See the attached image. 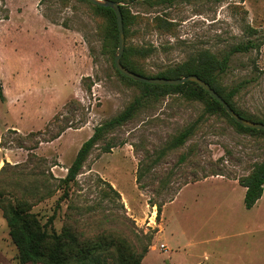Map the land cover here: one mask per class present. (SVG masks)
<instances>
[{"label":"rangeland","instance_id":"obj_1","mask_svg":"<svg viewBox=\"0 0 264 264\" xmlns=\"http://www.w3.org/2000/svg\"><path fill=\"white\" fill-rule=\"evenodd\" d=\"M130 7L140 25L129 46L150 50L140 61L147 75L198 51L255 44L232 57L221 82L239 88V106L264 114V0ZM104 38V19L87 2L0 0V190L26 197L58 233L75 218L87 236L108 233L148 249L143 264H264V197L247 210L231 181L264 162V136L206 114L202 102L123 79L118 48L112 55ZM137 101L133 119L96 145L65 195L60 181L95 127ZM192 125L187 143L167 150ZM17 256L0 210V264H20Z\"/></svg>","mask_w":264,"mask_h":264},{"label":"trees","instance_id":"obj_2","mask_svg":"<svg viewBox=\"0 0 264 264\" xmlns=\"http://www.w3.org/2000/svg\"><path fill=\"white\" fill-rule=\"evenodd\" d=\"M90 4L97 16L104 19V42L112 55L116 52L119 42V32L115 12L111 8L94 5L87 0H81ZM119 2L123 14L126 47L122 58V64L132 72L147 78L178 79L189 75H196L208 84L231 106L241 117L264 124V114H256L239 106L237 97L239 88H226L221 82V76L227 72L232 57L237 53H247L255 47V44H239L229 52L218 55L210 51H198L190 59L175 67L167 68L156 75H147L140 69L141 60L147 58L150 50L145 47L129 46V40L135 32L133 27L140 25L139 16L132 12L130 4H144L148 6L174 5L177 2H190L195 0H112ZM161 21V20H160ZM133 31V32H132ZM117 73L125 80L143 86L154 91L157 96L180 94L192 101H199L205 105V113L208 115L220 114L225 116L237 130L251 135L264 136V131L245 128L238 124L226 112L225 108L216 101L206 90L194 82H187L179 86H160L135 82ZM3 85L0 82V100L5 101ZM139 106V101L130 105L123 112L109 121L95 127L94 134L85 141L79 149L75 160L68 168L67 176L61 179L64 194L68 195L71 184L77 182L78 176L84 168L86 161L96 145L110 132L124 126L133 119ZM12 131V130H11ZM14 132V131H12ZM194 134V126H190L174 137L167 146V150L177 149L187 143ZM60 136H54L57 139ZM4 140H2L3 144ZM4 146V145H3ZM5 148V147H3ZM110 147L107 151H110ZM9 165L5 162V167ZM216 175V174H212ZM141 175L138 174V182ZM246 188L245 206L253 208L264 194V162L255 166L252 172L245 177L237 179ZM107 183V182H106ZM186 183L185 185H187ZM107 186L113 191L116 198L121 196L111 184ZM42 200L43 198H39ZM33 204L26 197H18L9 190H0V210L9 227V235L18 250V262L20 264H143L142 261L148 253V249L139 253L128 245L125 240L108 233H101L90 237L80 232L77 228L79 221L72 218V222L66 225L60 233L49 229L53 223L50 218L43 224L38 215L33 212ZM158 213L161 214L162 206L159 205ZM76 209V208H73Z\"/></svg>","mask_w":264,"mask_h":264},{"label":"water","instance_id":"obj_3","mask_svg":"<svg viewBox=\"0 0 264 264\" xmlns=\"http://www.w3.org/2000/svg\"><path fill=\"white\" fill-rule=\"evenodd\" d=\"M87 1L100 7L111 8L115 12L117 18L118 32H119V42H118L117 54L114 59V65L117 71H119L123 76L143 84L160 85V86H166V85L179 86L187 82H194L199 86H201L204 90H206L216 101H218L225 108L226 112L230 115V117L234 119L238 124L242 125L245 128L264 131L263 123L253 122L238 115L231 108V106L211 87L210 84H208L207 82H205L196 75H189L178 79L147 78L127 69L122 64V58L125 53V47H126L125 28H124L123 14L121 11L122 4L112 0H87Z\"/></svg>","mask_w":264,"mask_h":264},{"label":"crops","instance_id":"obj_4","mask_svg":"<svg viewBox=\"0 0 264 264\" xmlns=\"http://www.w3.org/2000/svg\"><path fill=\"white\" fill-rule=\"evenodd\" d=\"M231 181H233V184H239V185H241L240 183H239V181L237 180V179H235V180H231ZM242 186V185H241ZM242 188H243V193L245 192V194H244V205H245V195H246V188L245 187H243L242 186ZM263 197H264V194H263V196H262V198L259 200V201H261L262 199H263ZM258 201V202H259ZM172 202V201H171ZM245 208H246V206H245ZM247 209V208H246ZM252 209V208H251ZM251 209H247V210H251ZM162 245H165V244H162ZM166 246V245H165ZM168 250V247L166 246V251Z\"/></svg>","mask_w":264,"mask_h":264},{"label":"built area","instance_id":"obj_5","mask_svg":"<svg viewBox=\"0 0 264 264\" xmlns=\"http://www.w3.org/2000/svg\"><path fill=\"white\" fill-rule=\"evenodd\" d=\"M161 248L166 250V246L165 245H161Z\"/></svg>","mask_w":264,"mask_h":264}]
</instances>
